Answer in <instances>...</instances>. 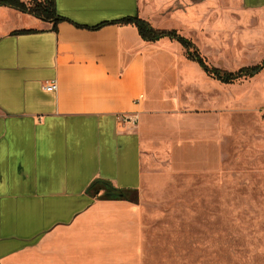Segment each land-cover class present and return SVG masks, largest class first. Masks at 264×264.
<instances>
[{"label": "crops", "instance_id": "crops-1", "mask_svg": "<svg viewBox=\"0 0 264 264\" xmlns=\"http://www.w3.org/2000/svg\"><path fill=\"white\" fill-rule=\"evenodd\" d=\"M180 1L55 0L56 24L0 5V264H142L147 189L222 169L234 113L183 46L88 28L138 15L196 43L198 4ZM230 1L264 22V0Z\"/></svg>", "mask_w": 264, "mask_h": 264}, {"label": "rangeland", "instance_id": "rangeland-1", "mask_svg": "<svg viewBox=\"0 0 264 264\" xmlns=\"http://www.w3.org/2000/svg\"><path fill=\"white\" fill-rule=\"evenodd\" d=\"M180 3L198 4L195 44L210 65L237 71L263 59L260 15L230 0ZM211 79L215 105L234 113L223 167L147 189L142 264H264V74Z\"/></svg>", "mask_w": 264, "mask_h": 264}, {"label": "trees", "instance_id": "trees-1", "mask_svg": "<svg viewBox=\"0 0 264 264\" xmlns=\"http://www.w3.org/2000/svg\"><path fill=\"white\" fill-rule=\"evenodd\" d=\"M0 5L15 8L46 21H52L54 24H56L58 21L64 20L63 17L57 15L56 13L55 0H28L27 3L23 0H0ZM109 23L133 24L137 27L139 34L145 41L154 42L165 37L178 41L185 49V54L188 59L197 62L210 77L222 83L228 84L239 79L252 78L264 70V57L259 63L241 67L237 71H229L212 66L207 62L198 46L191 38L184 36L176 29L156 28L152 26L149 21L139 17L138 15L125 17L119 21L102 22L96 26L88 28L97 30ZM77 26L79 25L77 24ZM100 189H104L102 197L105 199H126L131 201L138 200L136 190L118 189L104 180L95 181L89 187L88 192H93L94 190V194L97 195Z\"/></svg>", "mask_w": 264, "mask_h": 264}, {"label": "built area", "instance_id": "built-area-1", "mask_svg": "<svg viewBox=\"0 0 264 264\" xmlns=\"http://www.w3.org/2000/svg\"><path fill=\"white\" fill-rule=\"evenodd\" d=\"M43 88L44 90H47V91H55L57 89V83L54 81V82H45L44 85H43ZM121 119L122 121L126 122V121H134L136 122V118H133L131 116H121Z\"/></svg>", "mask_w": 264, "mask_h": 264}, {"label": "water", "instance_id": "water-1", "mask_svg": "<svg viewBox=\"0 0 264 264\" xmlns=\"http://www.w3.org/2000/svg\"><path fill=\"white\" fill-rule=\"evenodd\" d=\"M121 195V194H120ZM120 197V196H119Z\"/></svg>", "mask_w": 264, "mask_h": 264}]
</instances>
